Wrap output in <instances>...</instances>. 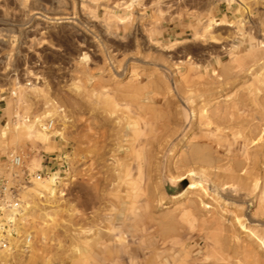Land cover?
<instances>
[{"label":"rangeland","instance_id":"obj_1","mask_svg":"<svg viewBox=\"0 0 264 264\" xmlns=\"http://www.w3.org/2000/svg\"><path fill=\"white\" fill-rule=\"evenodd\" d=\"M12 195L0 264H264V0H0Z\"/></svg>","mask_w":264,"mask_h":264},{"label":"built area","instance_id":"obj_2","mask_svg":"<svg viewBox=\"0 0 264 264\" xmlns=\"http://www.w3.org/2000/svg\"><path fill=\"white\" fill-rule=\"evenodd\" d=\"M53 118L47 119L46 121H37V125L40 129L49 132L53 129ZM11 162L15 166L23 167V160L21 156L15 155L12 157ZM22 174L26 182L32 180H43L44 177L40 171L31 172L27 167H23ZM21 202L15 195L9 198H0V214L4 215L0 219V247L1 248H12V246H24L29 240V235L21 236L17 232V219L21 209Z\"/></svg>","mask_w":264,"mask_h":264},{"label":"bare ground","instance_id":"obj_3","mask_svg":"<svg viewBox=\"0 0 264 264\" xmlns=\"http://www.w3.org/2000/svg\"><path fill=\"white\" fill-rule=\"evenodd\" d=\"M186 114V120H188V118H189V115L187 116V113H185ZM190 123V122H189ZM39 134H41V135H43V133H39ZM260 148V147H259ZM254 154V153H253ZM247 159H248V157H247ZM252 160V159H251ZM250 161V160H249ZM251 162V161H250ZM257 176V175H256ZM190 177V176H189ZM203 180H205L204 178H202ZM202 179H201V181H202ZM51 180H53V178H51ZM188 184H187V187H186V189L185 190H182L181 192H180V194H176V196L178 197V196H180L181 194L183 195V193L185 192V191H187V190H189V189H192V188H195L196 186H198L199 184H200V180H198V181H196V180H193V179H190V178H188ZM173 183V182H172ZM186 186V185H185ZM230 189L231 190H233V191H236L234 188H232V187H230ZM223 192V191H222ZM225 192V191H224ZM228 192V191H227ZM248 201V200H247ZM239 202V201H238ZM242 202V201H241Z\"/></svg>","mask_w":264,"mask_h":264},{"label":"water","instance_id":"obj_4","mask_svg":"<svg viewBox=\"0 0 264 264\" xmlns=\"http://www.w3.org/2000/svg\"><path fill=\"white\" fill-rule=\"evenodd\" d=\"M182 182H180L181 184H180V186H183V185H185L187 182H186V180H181ZM179 191V190H178ZM177 191V192H178Z\"/></svg>","mask_w":264,"mask_h":264}]
</instances>
